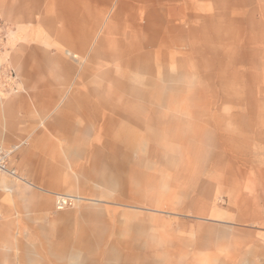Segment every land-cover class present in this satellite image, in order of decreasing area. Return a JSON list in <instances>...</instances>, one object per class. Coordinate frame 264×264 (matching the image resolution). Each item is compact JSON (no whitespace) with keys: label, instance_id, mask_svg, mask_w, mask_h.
<instances>
[{"label":"rangeland","instance_id":"374dc122","mask_svg":"<svg viewBox=\"0 0 264 264\" xmlns=\"http://www.w3.org/2000/svg\"><path fill=\"white\" fill-rule=\"evenodd\" d=\"M18 4L0 0V72L15 75L11 48L51 39L12 21ZM180 22L170 48L122 67L148 198L106 205L105 258L67 264H264V0H201ZM56 194L74 198L63 209L92 200Z\"/></svg>","mask_w":264,"mask_h":264},{"label":"crops","instance_id":"0c3cea01","mask_svg":"<svg viewBox=\"0 0 264 264\" xmlns=\"http://www.w3.org/2000/svg\"><path fill=\"white\" fill-rule=\"evenodd\" d=\"M199 1L18 0L12 21L51 39L12 47L15 84L0 89V145L17 146L10 165L18 176L0 174V264L105 258L106 205L147 195L125 147L137 106L122 67L138 65L140 51L170 48ZM66 192L92 200L56 210L54 194Z\"/></svg>","mask_w":264,"mask_h":264},{"label":"built area","instance_id":"2783aa9c","mask_svg":"<svg viewBox=\"0 0 264 264\" xmlns=\"http://www.w3.org/2000/svg\"><path fill=\"white\" fill-rule=\"evenodd\" d=\"M1 78L4 81H1ZM16 78L13 70L10 68L5 67L4 70L0 72V88L3 89L9 85V83L13 82ZM17 146L13 147H5L0 145V174L8 175L9 177L18 178L15 169L10 165V159L12 157L13 152ZM73 196L64 195V194H56L54 198V206L56 210H61L67 206L72 205L73 203Z\"/></svg>","mask_w":264,"mask_h":264}]
</instances>
